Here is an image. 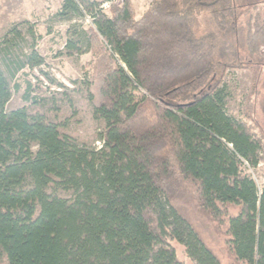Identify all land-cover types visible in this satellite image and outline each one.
Wrapping results in <instances>:
<instances>
[{"label": "trees", "instance_id": "1", "mask_svg": "<svg viewBox=\"0 0 264 264\" xmlns=\"http://www.w3.org/2000/svg\"><path fill=\"white\" fill-rule=\"evenodd\" d=\"M111 1L67 30L64 53L94 59L72 90L40 70L32 26L0 39V264H264V185L247 173L264 162L257 91L236 119L224 84L246 69L238 47L264 48V16L243 26L239 0H153L137 19L131 0L103 11ZM84 3L60 0L55 17ZM25 69L63 92L27 81V105L7 112ZM79 91L99 147L70 133Z\"/></svg>", "mask_w": 264, "mask_h": 264}, {"label": "rangeland", "instance_id": "2", "mask_svg": "<svg viewBox=\"0 0 264 264\" xmlns=\"http://www.w3.org/2000/svg\"><path fill=\"white\" fill-rule=\"evenodd\" d=\"M96 0H85L81 4L82 17L71 22L60 21L55 17L60 7V0H0V39L13 25H30L35 30L37 39L35 43L36 52L43 58L44 66L41 71L48 74L64 88L74 89L73 82L82 81L83 78H90L92 75L93 56L89 52L68 56L63 51L67 39L68 28L75 24L80 28L88 29L92 26L93 16L96 9L92 6ZM100 1V0H97ZM153 0H131L136 18L139 19L149 8ZM119 4L121 0H112L110 3L102 4L101 8L107 13L109 6ZM238 21L245 26L248 16L254 11H259L264 16V0H239ZM101 19V15L95 17ZM30 40L22 44L23 52H28ZM246 66L244 70L229 71L225 77V87L228 92L226 110L228 115L238 119L241 117V102L250 90L257 91L255 120L256 133L264 139V48L258 56L246 54L243 48L238 47ZM40 70L25 69L23 74L16 76L19 90L14 92L6 111L19 109L27 105L25 101V88L27 81H30L41 94H48L50 91H60L49 85L41 75ZM34 94V93H33ZM74 109L66 113L69 122L70 133L84 143L99 147L96 136L99 126L94 123L91 117V108L81 91L72 93ZM248 175L254 180L257 187L264 185V162L258 168L247 170ZM181 258L180 249L176 247ZM223 264H232L225 257ZM187 264H194L187 261Z\"/></svg>", "mask_w": 264, "mask_h": 264}]
</instances>
